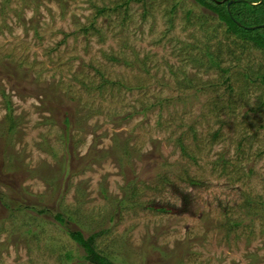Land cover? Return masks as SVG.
<instances>
[{"label": "rangeland", "instance_id": "374dc122", "mask_svg": "<svg viewBox=\"0 0 264 264\" xmlns=\"http://www.w3.org/2000/svg\"><path fill=\"white\" fill-rule=\"evenodd\" d=\"M252 1L0 0V264H264Z\"/></svg>", "mask_w": 264, "mask_h": 264}, {"label": "trees", "instance_id": "16d2710c", "mask_svg": "<svg viewBox=\"0 0 264 264\" xmlns=\"http://www.w3.org/2000/svg\"><path fill=\"white\" fill-rule=\"evenodd\" d=\"M197 3H199L201 6L209 9V10H212L214 12H216V7H215V4L216 2L219 1V5H221V7H223L225 9V6H226V9H227V4L228 2H230L231 0H195ZM261 0H257V2H260ZM236 2H238V5L240 3H245V4H251L252 2H255V1H252V0H236ZM223 5V6H222ZM232 8V7H231ZM259 8L258 10L260 11L261 9V13L263 14L264 16V0H262V3L258 6H254V10ZM227 11H229L227 9ZM217 13V12H216ZM258 13V11L256 12ZM260 13V14H261ZM220 20L221 21H224L227 20L228 22L230 23H233L235 22V20L239 19L237 18L234 14H232V16L229 14V13H226L224 15L222 14H219L217 13ZM253 13H251L252 15ZM227 18V19H226ZM253 19L252 17H250V20ZM263 20V19H262ZM233 21V22H232ZM264 21V20H263ZM260 22V21H258ZM228 30L230 32H232L231 29L228 28ZM234 33V32H233ZM264 34V29H262V36ZM262 36H260V38L258 40H260V44H255L258 45L259 47H262L261 49H264V42L262 40ZM213 61V58L210 57ZM44 213V211H42ZM56 219L60 222V223H64L65 220H64V216L63 214H57L56 216ZM71 235V237L77 242L79 243L82 247H84L85 251L87 252V255H86V259L91 263V264H112L111 262H107L106 259L101 256L100 253L97 252V250L95 249L94 247V237L95 235H93L92 237H90L89 239L85 238V236L83 235V233L81 231H76L74 233H69Z\"/></svg>", "mask_w": 264, "mask_h": 264}, {"label": "water", "instance_id": "95a60500", "mask_svg": "<svg viewBox=\"0 0 264 264\" xmlns=\"http://www.w3.org/2000/svg\"><path fill=\"white\" fill-rule=\"evenodd\" d=\"M235 2H236V1H234V0L228 2V4H227V9H228L229 11L231 10V6H232V4H234ZM243 28H245L246 30H255V29H257V28H264V25H262V26H255V27H244V26H243Z\"/></svg>", "mask_w": 264, "mask_h": 264}]
</instances>
